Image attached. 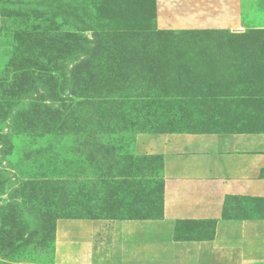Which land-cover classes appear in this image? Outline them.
I'll list each match as a JSON object with an SVG mask.
<instances>
[{
  "label": "rangeland",
  "instance_id": "rangeland-1",
  "mask_svg": "<svg viewBox=\"0 0 264 264\" xmlns=\"http://www.w3.org/2000/svg\"><path fill=\"white\" fill-rule=\"evenodd\" d=\"M152 4L0 0V264H56L58 221L108 215L123 181L159 208L160 161L134 155L136 136L208 130L232 76L264 79V30L163 31ZM126 225L106 257L59 264H211L166 225Z\"/></svg>",
  "mask_w": 264,
  "mask_h": 264
},
{
  "label": "crops",
  "instance_id": "crops-1",
  "mask_svg": "<svg viewBox=\"0 0 264 264\" xmlns=\"http://www.w3.org/2000/svg\"><path fill=\"white\" fill-rule=\"evenodd\" d=\"M156 1L157 24L161 29L229 32L264 29V13L260 12L264 11V5L248 14L246 0ZM233 80L235 83L220 90L229 96L214 105L216 126L201 131L136 136L134 155L155 157L160 161L164 182L163 216L136 219L108 213L101 217L60 219L56 264L60 257H106L107 246L118 232H127L126 224L149 221L169 227L171 242L195 244L201 259L205 248L210 249L207 257L211 264L264 261V218L247 217L253 212L254 201L264 199V87L259 84L264 79L249 76L242 80L232 76L230 81ZM239 81L257 82L243 84ZM121 177L136 178L131 174ZM127 196V202L121 207L136 202L135 193L133 199ZM104 202L108 207V198ZM201 221L214 224L209 238H189L187 230L179 229L181 222ZM235 225L240 228L243 246L227 245L231 241V227ZM185 249L187 254L192 251L190 246Z\"/></svg>",
  "mask_w": 264,
  "mask_h": 264
},
{
  "label": "trees",
  "instance_id": "trees-1",
  "mask_svg": "<svg viewBox=\"0 0 264 264\" xmlns=\"http://www.w3.org/2000/svg\"><path fill=\"white\" fill-rule=\"evenodd\" d=\"M65 2L73 1V0H63ZM156 8V9H155ZM152 9L157 15V1L153 0L152 4ZM157 17V16H156ZM163 31H173L169 29H162ZM264 29H249L246 30L245 32H251V31H260ZM183 31H224V32H229L227 30H215V29H206V30H198V29H193V30H183ZM233 35H241L243 33L240 32H235L232 33ZM122 66L119 67V70L121 69ZM118 72V71H116ZM120 75V73H118ZM258 79V74L254 75ZM263 77V76H262ZM242 82L243 84L246 83H256L257 81H239ZM264 83V81L262 82ZM165 132V131H161ZM153 159H157L155 157H150ZM159 160V159H158ZM122 178V177H121ZM128 178V177H125ZM147 178V177H146ZM122 185H119L118 188L116 187H110L111 191L107 192L106 198H108L109 205H105V209L109 211L108 213H115V216L121 217V218H136V219H160L163 216V187H164V182L162 177H160V207L157 208L156 200H153L151 195L148 197V199L140 198L143 196L141 194L142 191H139L136 189V187H130L128 188L125 186L126 182H122ZM133 193H135V203L132 201L128 207H121L127 202V195L132 196ZM117 195V197H115ZM127 197V198H126ZM140 197V198H139ZM133 199V196H132ZM138 200L140 202L138 203ZM117 202L116 204L113 202ZM130 201V200H129ZM141 205H143L141 207ZM148 210L147 213H145ZM154 211V213H152ZM247 217L249 218H264V199H256L254 201V209L251 214H248ZM179 229H184L188 231V235H186L189 238H209L211 234H208L209 232H213L214 230V224L211 221H201V222H181L179 224ZM181 238V235L179 236Z\"/></svg>",
  "mask_w": 264,
  "mask_h": 264
}]
</instances>
